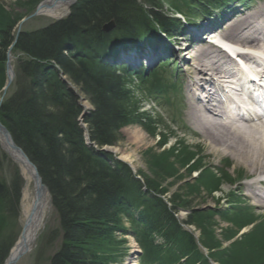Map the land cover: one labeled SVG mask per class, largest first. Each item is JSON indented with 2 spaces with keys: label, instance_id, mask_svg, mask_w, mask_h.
I'll use <instances>...</instances> for the list:
<instances>
[{
  "label": "trees",
  "instance_id": "16d2710c",
  "mask_svg": "<svg viewBox=\"0 0 264 264\" xmlns=\"http://www.w3.org/2000/svg\"><path fill=\"white\" fill-rule=\"evenodd\" d=\"M196 1L203 5L206 0ZM121 6L125 10L118 13ZM141 12L132 5V0H81L66 19L43 31L21 33L16 38L14 51L24 53L30 60L17 66L16 75L29 79L24 88H17L0 105V122L36 167L50 193L61 239L60 250L52 256L50 264H104L97 249L113 242L125 204H134V208L146 206L151 215L157 212L156 202L139 191L138 184L122 164L84 144L83 130L77 121L82 113L78 98L56 73L61 72L80 86L92 103L93 111L82 118L90 142L97 147L118 143V129L127 122L133 123L128 113L132 110L128 106L129 94L119 76L95 65V57L106 51L100 31L109 21L107 18L124 27L122 37L129 35V30L140 38L149 34L142 33L147 18L154 20L164 34L174 27V22L150 12H144V21H140ZM98 38L102 41L97 42ZM10 45L9 32L0 31V89L4 84V55ZM65 51L67 56L63 54ZM78 52L84 57H75ZM50 62L60 70L55 71ZM18 180L14 179L8 187L0 183V202L5 201L8 206L0 204V208H4L3 216L9 218L11 224L16 216L8 193L16 195L17 199ZM150 183V190V185L159 187L154 181ZM167 217L166 212L164 216L156 215L157 227L170 231L172 236L166 235L168 242H182L184 235L179 233L172 218L166 220ZM13 242V234L9 232L0 238V264ZM142 247L144 249L146 244ZM110 260L106 259V264ZM225 262L231 263L229 258Z\"/></svg>",
  "mask_w": 264,
  "mask_h": 264
},
{
  "label": "rangeland",
  "instance_id": "374dc122",
  "mask_svg": "<svg viewBox=\"0 0 264 264\" xmlns=\"http://www.w3.org/2000/svg\"><path fill=\"white\" fill-rule=\"evenodd\" d=\"M45 0H0V31H8L10 34V39L13 37L15 38L16 34L18 31H33L35 29L42 28L46 25L53 22L51 18H48L46 16H37L32 17L33 13L36 11L37 6L42 3ZM190 1V2H189ZM184 0L182 1L184 10L181 12L180 15L177 16H183L185 19V23H180L179 25L181 26L179 30L174 27L169 31L171 35L174 36V40L180 41L182 46L187 49L189 45H192L191 38L188 37L189 35L192 34V36H198L200 35L201 40L198 44H193L194 48L196 47H207L210 38L207 39V35L210 33L208 30L212 27H216L218 23H220V20L224 18L225 14V8L230 4L232 6V10L236 14V18L240 17L243 12L247 13V10L254 11L256 8H259V6L264 4V0H254L250 3H245L240 6L234 7L233 2L235 0H232L230 3L226 2L225 4H210L213 1L216 0H206L203 2V5H201L200 2L196 0ZM140 2V0H139ZM146 5V3H148ZM148 2H145L143 4L144 10H155V3L154 0H149ZM153 6V8H152ZM216 6V7H215ZM211 7V8H210ZM214 7L218 13V15H214L213 17H207L203 19V23L200 22V17L203 18L204 14H199L202 12H208L210 16V12H214ZM238 8V9H237ZM164 11L168 12V9L163 7ZM238 10V11H237ZM223 14V16H221ZM241 13V14H240ZM233 14V13H232ZM240 15V16H239ZM135 16V15H134ZM181 16V17H182ZM133 16H130L131 18ZM26 18V19H25ZM194 18H196L194 20ZM25 19L26 21L20 26L21 20ZM136 19V18H134ZM139 19V18H138ZM168 20V19H166ZM197 23V24H196ZM109 22L104 23L101 27L102 28L107 26ZM143 26V27H142ZM141 27L142 33H147V32H154L155 35H159L157 31L150 30V25L148 23H144ZM124 27L117 25L116 23H113V28L110 33L104 34L103 36V47L109 49V48H118L119 44H123L122 39H125L122 37L124 35L123 30ZM201 28H207L202 29ZM221 26L220 29L216 30L217 32L221 31ZM199 30V31H196ZM194 33V35H193ZM85 34V33H84ZM188 34V36H187ZM183 35H186L185 37L182 38ZM87 36V34H86ZM85 37V36H84ZM83 37V38H84ZM150 37L152 38L153 35ZM148 37L146 38H141L139 41L141 43H136L135 45L128 47L127 43H125V48L123 49H116L115 56L110 57L107 55H102V56H96L95 57V65L103 67L107 69L110 73L116 74L119 76L124 85L125 89L127 91L128 85H126V79L122 76H120L116 71H115V66H127L128 72H136L138 70H142L141 73L143 74H152L151 71L158 69L159 64L164 62V66H168L171 69L168 71L167 69L165 72H168L169 74L175 75V79L177 80V83L179 84V81H181L182 72H185V68L187 64H193V58L189 59L192 57L191 49L189 50L188 48V53L186 54L185 52L181 51V54H184V59L179 57L177 54H174L172 58H168V60L162 61L163 58H166V56H169L170 53L174 51V43L172 41L167 42L166 46H164L161 43L157 44H152L146 42L149 40ZM150 38V39H151ZM102 39L98 38L97 42H101ZM194 42V41H192ZM163 48V51L161 50V47ZM8 50V49H7ZM7 50L4 55V63L6 62L7 59ZM159 50V51H157ZM169 51L168 54H166ZM172 51V52H171ZM150 53H155V54H150ZM165 53V55H164ZM24 54V53H22ZM80 57H84V54L81 52H78ZM186 56V57H185ZM170 57V56H169ZM189 57V58H188ZM12 58V57H11ZM133 58H137L135 61H131ZM21 59L22 62H24L26 59L20 55L15 57L13 55L12 58V63L15 66L17 61ZM167 59V58H166ZM94 66V65H92ZM164 72V73H165ZM171 72V73H170ZM169 74L165 77V79L168 77V79L171 80V77ZM28 77H24L22 75H19L16 77L14 80L15 84H11L10 88L7 90L5 94V98H8L11 96V94L18 89L21 88V86L24 88L26 82H28ZM163 79V78H162ZM70 85H72L73 92H75L77 98L81 101L80 105L81 108L84 109L86 108L85 115L88 116L91 111H93L92 103L87 95H85L81 90L80 86L72 83L68 78L66 79ZM137 82V81H136ZM139 85V93L134 91L132 89L131 98L129 96L128 99V106L129 109H131V103H132V110L135 109L137 104H139L140 98L143 100L146 98L148 90L144 87L143 81L141 83L137 82ZM181 92V91H180ZM1 90H0V98H1ZM143 108L145 110H151L154 108V110H158V114H160V110L150 101V103L147 101L145 102ZM140 112L143 113L141 107L139 106ZM88 113V114H87ZM130 120L132 122L135 121L134 113L130 110L128 111ZM162 115H164L163 112H161ZM137 114V113H136ZM83 115V116H85ZM82 116V118H83ZM132 117V118H131ZM147 119H150L154 123L153 129H148L149 131L143 129V127L137 126V125H132L129 124L128 122L122 125L117 133H118V143H114L111 146H104V147H98L101 150H105L106 154H110L111 156L115 157L116 159L120 160L123 166L126 169H129L130 173L132 176L137 175L140 176V183L141 189H143L144 185L147 184V182H150L151 180L154 181V183H158L160 188L165 189L166 191H163L160 189V192L166 193L167 198H171L170 200L174 199L173 201L177 200H182V204L187 205L182 206V204L177 203L180 207H188L187 210L185 211H180L177 210V220L178 224L183 230H188L192 235L195 244H196V250H195V255L202 256L203 259H208L210 261V264H213L212 261L218 260L219 262H222V264H253L252 257L255 256L250 253L251 248L249 249V252H246L245 254L243 250H241V247L239 246V240H241L242 237H237V238H229L227 235L229 232H235L236 226H238L239 222H244L248 220V216L246 215L244 217H240L238 215H224L223 212H218L217 208H215V199H217L219 196L225 195L231 188L229 185H223V191L221 192L216 191L214 194H211L209 198L208 192L206 195H204L206 190L204 188H201L200 186H204L205 188L207 187V190H211L209 187L215 183H213V179L210 181L206 179V177L202 178L201 180L205 184H200L198 186V180L200 179V170L198 169L196 171H190L189 174L184 173V171L179 172V175L175 177L176 173H174V170L166 168L168 165H172L171 161H168L167 159L170 156H177L178 153H180L181 157H185L187 159L188 155L192 157L194 153H197L199 151V156L200 152L202 156H205L206 162L208 165H213L212 167L214 168V172L217 169L223 170V163H219V161H216V159H208L207 158V153L205 152V149L200 147L199 144L201 143V140L199 139H194V138H189V140L182 141L179 140L181 137H172L168 136L166 131H163V126L167 128V125L165 126L163 123H157L154 120L153 115L147 117ZM141 123L144 125V127L151 126L150 123L147 124L146 121H141ZM79 124H84L83 122H79ZM158 124V125H157ZM85 129V128H84ZM160 136V140L158 138H155L156 135ZM168 138L166 141L161 142V137ZM175 136V135H174ZM82 138L84 140V144H88L89 139V134H88V128L84 132H82ZM164 138V139H165ZM90 141V140H89ZM176 141L179 143L185 144L188 146V149L182 148L180 149V145H175ZM159 143V144H158ZM93 144V143H92ZM94 145V144H93ZM97 147L96 145H94ZM172 146H175L176 148H172ZM3 145L0 144V183L4 184L5 186H10L12 181L14 179H19L17 183L19 184V187L17 189V199L16 195L12 193H8V196L11 198V206L13 208V214L14 217L16 216L15 222H8L6 221V217L3 216L4 213H2L4 208H0V238H3L5 235H7V232L12 233L13 236H16V242L20 237V234L22 232V228L24 226V216H23V195L24 193H29L32 194L33 187L31 184H27L26 180V175L25 172L21 169V167L18 165V163L14 162L10 156L2 149ZM4 148V147H3ZM202 148V149H201ZM111 149L117 150V153L112 151ZM171 149V152L169 150ZM180 150V151H179ZM203 150V151H202ZM166 151V152H165ZM169 153V156H168ZM128 156L129 161H124L121 160L120 157H125ZM169 162V163H168ZM180 162V161H177ZM199 159H195L193 161H188V164L184 166V169H186L188 166L189 168L195 167V165L198 164ZM221 162V161H220ZM175 162H173L174 164ZM200 164V163H199ZM33 169L35 174L38 176V172L36 167L31 164L30 165ZM180 166V163H175L174 167L178 168ZM192 170V169H191ZM227 170L230 173H232V167L228 166L227 168L224 169V171ZM173 173V174H172ZM176 180H175V178ZM215 177L217 178L218 175L215 173ZM218 181V179H217ZM144 184V185H143ZM207 184V185H206ZM212 192V191H211ZM240 194L242 193L243 196H235V198H238L239 203H233L231 204L230 207L226 210H231L232 212L235 211L237 212L238 208H241V206H245L247 203L248 205L252 206V200L248 198V196L245 194V192L239 191ZM210 194V193H209ZM241 194V195H242ZM50 196V193H49ZM163 196V195H162ZM163 196V197H164ZM176 196V198H175ZM174 197V198H172ZM242 197V198H241ZM169 200V201H170ZM29 202V200L27 201ZM186 202V203H185ZM224 200H220L221 205H224ZM1 205H3L5 208L8 207L7 203L0 202ZM175 205V204H174ZM174 207L177 208L175 205ZM252 206L251 211L254 213V215L257 218H263L264 219V211L257 209V207ZM180 211V212H179ZM7 213L10 214L11 211H6ZM5 212V215L7 213ZM186 213V215H185ZM189 213V215H188ZM240 213V212H237ZM188 216V217H187ZM225 217L227 222H224L222 218ZM58 217L56 215V212L51 206V211L50 214L46 216L44 227L42 230L39 232L36 240L34 241L32 248L30 252L27 254L23 255L16 264H49L53 255L57 254L58 250H60V245H61V239H60V233H59V225H58ZM254 222V221H253ZM251 222V223H253ZM256 221L255 223H258ZM188 223L189 225L192 226H187L185 225ZM215 223H219V226H216ZM254 223V224H255ZM8 224V226H7ZM248 224V223H246ZM119 228L120 232L124 233H117L114 237H112V241L110 244H104L102 247H98L97 252L98 256L102 257V260L104 264H106L105 260L106 259H111L110 263L112 262L116 264V261H120L118 259L122 260V256H126L124 261L130 256V254L133 251L132 248V241L130 242V238L127 237V233L125 232V229L123 226L119 223ZM12 229H15V233L13 232ZM249 230V228H246V231ZM211 233V234H210ZM257 233V232H256ZM254 233V234H256ZM190 234V235H191ZM253 234V235H254ZM214 237L211 238L210 236ZM248 237L250 236L251 239L253 235H250L249 233L247 234ZM249 238V240H250ZM127 239V244L124 243V240ZM237 241V244H236ZM251 241V240H250ZM15 242V243H16ZM241 243L240 245L245 244ZM236 244V245H235ZM15 246V244H14ZM13 245L11 246L14 247ZM252 246V244H251ZM250 246V247H251ZM10 248V250H11ZM9 250V251H10ZM101 250V251H99ZM181 255L184 251V248L181 247ZM178 252V251H177ZM127 253V254H126ZM166 252H164L165 254ZM220 253L219 256H217ZM215 255V256H213ZM256 257V256H255ZM253 257V258H255ZM163 258V252L161 259ZM229 258L231 263H226L223 259ZM108 262V261H107ZM4 264V263H3Z\"/></svg>",
  "mask_w": 264,
  "mask_h": 264
},
{
  "label": "bare ground",
  "instance_id": "6f19581e",
  "mask_svg": "<svg viewBox=\"0 0 264 264\" xmlns=\"http://www.w3.org/2000/svg\"><path fill=\"white\" fill-rule=\"evenodd\" d=\"M80 1L81 0H45L37 6L32 17L36 18L37 16H46L51 18L53 21H57L67 16V14H70L72 7ZM176 1L181 2V0H165L164 5H160L161 7L157 8L155 14L161 15L164 13L163 7L165 8L169 3L174 4ZM132 5L139 9V0H132ZM122 6L118 13L125 10V7L122 8ZM25 19L21 20L19 28L26 21ZM195 19L196 18H194V20ZM107 20L110 19L107 18ZM200 22L203 23L202 17H200ZM45 28L46 27L39 28L37 31H43ZM30 32L31 31L27 32L25 30L18 31L16 37H13V39L11 38V44L16 43V38L19 34H28ZM222 32L223 33L219 34V36H222L224 40L235 39L240 42L241 46L247 48V50L264 55V6L256 9L249 15L241 14L239 18L235 17L232 22L226 25L225 30ZM128 34L129 35L124 37L128 47H131L136 43H141L139 41L140 36L136 32L129 30ZM165 35L175 44V49L173 52L171 51L172 53H170L169 56L172 57L174 54H177L179 57L184 59V54L182 55L181 51L187 54L191 49L193 56L188 58H193V64L191 65L188 63L185 68V72H182V76L188 78V81H186L185 84L187 96L186 98H182L180 100L181 105L178 106V108L181 107L183 111H181L179 117L171 120L170 116L165 118L159 117V121L166 123L165 126L167 125V128L163 126V131H166L168 136L176 138L179 137V135H184L179 139L182 141L189 140L187 136L190 135L194 137V139L196 138L201 140V143L195 144V146L201 145L200 147L204 148L207 153V158L216 159L219 163H223L224 169L231 166L232 173L229 174V172L227 170L224 171V169H218L214 172V168L212 167L213 165H208L205 156H202L201 152L199 156V151L194 153L192 157L188 155V158L199 159L200 162H198L195 167L191 166L189 168L188 166L184 169V166L188 164V159L186 156L181 157L180 153H178L177 156L172 155L167 159L171 162L180 163V166L175 168V163L173 164L172 162V165H168L166 168L174 170V173L177 172L175 177L179 175L180 171L181 173L184 171V173L189 174L190 171L197 170L199 168L201 171L199 177L201 179L204 177H206V179L213 177V181H215L214 186L211 187L213 191L221 192V190L223 191V185L227 184L231 188L225 194L228 196L229 193L233 194V187H237L238 190L241 189L248 194L249 199L252 200L253 206L264 211V120L256 117L253 119L239 117L242 110V113L245 114L244 116L252 114H249V109L241 107L238 102L229 98H223L224 102H221V100L219 102L216 101V95H224V86H222L220 82L224 84L230 83L228 77H233V72L226 67L228 64H231L232 61L229 59L222 61L220 53L212 46L194 48L195 45H192L200 42V35L195 36L193 40L189 41L192 45H189L187 49L183 46L182 48L177 46L181 45L180 41L176 42L174 40V36L167 31H165ZM142 37L147 39L150 36L143 35ZM161 37L163 36L155 35L152 38L150 37L151 39L149 38L147 42L152 44L161 43ZM213 40H216V37H214ZM160 48L162 49V46ZM162 52H164L163 49ZM15 54L16 56L22 55L26 60L22 62V60L19 59L14 66L12 58L13 55L15 57ZM63 54L67 56L66 51L63 52ZM13 55H9L7 63H4L3 65L4 84L0 90L5 93L10 88L11 84H15L14 80L18 76L16 75L17 66L30 61L26 55L21 52L15 51ZM75 57H80V55L78 54ZM240 59L259 68L256 69L257 75L251 72L250 76L241 75L245 85L249 83L253 90H258L256 83L258 79L259 81L264 79V64L260 63L261 61L259 58L253 54L243 55ZM135 60L138 61L137 58H133L131 61ZM50 66H52L55 71L60 70L59 66H55L52 62H50ZM56 73L58 74L60 80H62L66 85H70L66 80L67 76L63 75L59 71ZM89 74L91 75L92 73ZM80 102L81 101L78 99V103L81 108ZM254 110L256 111V109ZM83 111H86L85 107L82 109V112ZM81 118L82 113L78 117L77 121L79 122ZM191 136L189 138H192ZM164 138L165 137L163 136L161 137L160 143L168 139ZM0 144L3 145L4 148L2 147V149L10 156V158L14 162L18 163L21 169L25 172L27 184H31L33 187L32 194L24 193L23 195L22 201L24 205L22 212L25 218L24 226L19 239L15 243V246L12 248L5 261V264H14V262L18 261L23 255L30 252L39 232L44 227L46 216L50 214L51 203L49 194L44 186H42V183L39 181L34 169L30 166L26 158L13 147L9 137L4 131H0ZM176 144H178V141H176L175 145ZM178 145H180V149L189 148L182 143ZM172 148L176 147L172 146ZM111 150L117 153V150ZM169 152H171V149ZM120 159L129 161L128 156L120 157ZM215 173L218 175L217 178L215 177ZM240 183L243 184L239 185ZM209 197L210 195L208 194L207 198ZM223 198V196H219V198L215 199L213 203H219L220 200H223ZM28 200L29 202H27ZM221 207L225 208L226 206L223 205ZM6 221L10 222L8 218ZM248 222H253V220L250 219ZM248 222H243V224ZM215 225L220 227L219 223H215ZM12 230L15 233V229ZM246 232V230H242L241 232L238 231L237 234H234L231 237V239L233 237H242L238 244L241 247V250L245 251V254H247L246 252H249V249L251 248L250 253L252 255L263 257L264 249L262 246L264 245V236L256 238V240L252 243V241H250V236L248 237ZM244 242L246 243L240 245ZM168 253L172 254L171 252ZM252 260L253 264H262L253 257ZM160 263H164L163 258L160 259Z\"/></svg>",
  "mask_w": 264,
  "mask_h": 264
},
{
  "label": "water",
  "instance_id": "95a60500",
  "mask_svg": "<svg viewBox=\"0 0 264 264\" xmlns=\"http://www.w3.org/2000/svg\"><path fill=\"white\" fill-rule=\"evenodd\" d=\"M112 28H113V23H109L106 27H104V31L108 33L112 30ZM0 130H4V129L0 127Z\"/></svg>",
  "mask_w": 264,
  "mask_h": 264
}]
</instances>
